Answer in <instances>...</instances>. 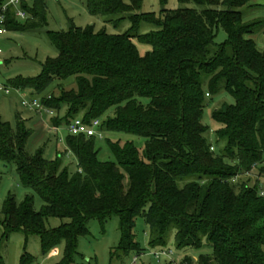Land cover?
<instances>
[{
	"label": "trees",
	"instance_id": "1",
	"mask_svg": "<svg viewBox=\"0 0 264 264\" xmlns=\"http://www.w3.org/2000/svg\"><path fill=\"white\" fill-rule=\"evenodd\" d=\"M260 1L179 0L203 8L163 9L157 16L139 13L143 0H86L92 15L114 26L119 15L130 14L131 28L113 34L71 23L49 32L58 55L47 59L40 75L18 77L12 85L41 94L57 81L59 95L50 91L42 101L55 113V128L79 116L86 123L100 119L102 131L141 136L146 144L140 150L133 141L108 140L115 161H101L97 136L69 134L65 142L78 163L72 170L62 154L55 160L43 149L30 155L26 119L11 126L0 116V159L15 163L22 183L44 201L37 210L33 195L18 203L10 194L0 211L2 240L16 232L26 239L37 235L43 255L63 245L56 264H73L89 221L104 225L118 215L116 250L141 255L134 233L141 217L153 248L167 245L174 230L178 248L212 249L197 264H264V49L252 37L264 28V17L247 21L242 10ZM22 8L28 17L18 18L12 8L8 30L46 24V0L25 1ZM144 22L156 29L140 33ZM220 27L228 35L223 43L215 41ZM134 39L151 50L142 55ZM71 77L74 86L66 89ZM221 91L235 102L214 110L219 129L210 141L206 98ZM111 108L114 114L105 117ZM255 168L260 177L252 184ZM49 218L68 222L51 228ZM33 260L26 252L20 264Z\"/></svg>",
	"mask_w": 264,
	"mask_h": 264
},
{
	"label": "rangeland",
	"instance_id": "2",
	"mask_svg": "<svg viewBox=\"0 0 264 264\" xmlns=\"http://www.w3.org/2000/svg\"><path fill=\"white\" fill-rule=\"evenodd\" d=\"M124 1L129 2V0ZM33 2H30V5ZM46 4L47 22L44 26L21 32L8 30L6 34L0 35V85L8 86L11 90L9 94L0 92V116L3 121L8 122L11 126H15L17 120L21 117L26 118L28 127L32 131L26 143V152L30 155H34L36 151L43 149L46 159L55 160L58 155L62 154L64 165L76 170L77 159L68 150L65 142L66 137L71 134L68 127L62 126L55 130L51 124L55 113L41 110V114L22 105L23 98L28 100L34 98L42 103L50 91L59 95L58 82L55 81L44 93L34 94L29 88L14 87L11 81L18 77L29 78L40 75L43 64L47 59L58 55V50L50 40L49 32L68 30L71 23H74L79 27L94 25L96 30L106 28L109 33L121 34L131 28L130 14L119 15L123 19L118 26H114L113 23L106 22L105 17L92 15L87 10L86 0H46ZM180 7L199 10L203 8V6L194 2L182 5L179 0H143L139 13H155L159 16L163 9L172 10ZM242 10L247 21L264 17V0L258 2L257 5L244 7ZM154 29L156 27L153 24L144 22L141 25L140 33H148ZM252 37L258 48L263 50L264 28ZM227 39V33L220 27L216 33L215 41L223 43ZM134 41L142 55L151 50V46L141 43L137 39H134ZM74 82V77L69 78L65 83V88L71 89ZM234 102V98L226 91L212 94L206 98L203 122L210 127L208 133L210 141H215V132L219 129V125L212 118L214 110L223 103L233 104ZM66 110L67 107H63L61 115ZM113 114L114 108H111L105 117ZM102 132L103 137H97L96 140V146L99 150L98 159L101 161H115L108 140L121 141L122 143L133 141L140 150L144 149L146 144V138L141 136L120 132ZM250 176L253 177L252 184L260 177L256 168L252 170ZM10 194L15 197L18 203L24 201L28 195H33L34 206L37 210H40L44 204L41 196L22 183L16 164L0 159V211L3 208L5 199ZM64 222H68V219L49 218L48 227H58ZM88 230L89 234L79 240L78 254L73 264H190V262L197 264L201 255L212 254V249L207 244L199 248H178L174 230L169 234L167 245L164 247H151L149 244V228L141 217L136 220L134 228L136 239L143 249L141 255L135 252L125 254L116 250L121 240L120 218L118 215L111 216L104 225L98 219H91L88 223ZM3 231L4 228L0 225L1 264H20L21 258L26 252L34 257L31 264H56L62 259L63 245L54 249L55 254H52V251L47 255H43L39 236L30 235L26 239L23 232H16L7 240H2ZM161 251H164L166 255L157 258L156 252Z\"/></svg>",
	"mask_w": 264,
	"mask_h": 264
},
{
	"label": "built area",
	"instance_id": "3",
	"mask_svg": "<svg viewBox=\"0 0 264 264\" xmlns=\"http://www.w3.org/2000/svg\"><path fill=\"white\" fill-rule=\"evenodd\" d=\"M25 1H31V0H3V5L0 12V35H4L8 32V28L6 26L7 23V16L8 12L14 8L16 11V16L22 20L26 19L28 17V13L22 8V5ZM1 53V50H0ZM10 88L5 85H0V92H4L6 94L10 93ZM25 97V96H24ZM22 105L30 110L37 111L41 113V110H44L48 113H52L51 110L44 107V105L40 102H38L37 99H26L23 98ZM42 114V113H41ZM101 127V120L100 119H94L90 123H86L83 120L82 116H79L75 118L71 124L68 126V130L73 135H80L84 134L87 136H97V137H103V132L100 129ZM55 130H58V128L53 127ZM212 149H214L212 147ZM56 253V251H55ZM161 255H166L164 251L156 252V257L160 258Z\"/></svg>",
	"mask_w": 264,
	"mask_h": 264
},
{
	"label": "crops",
	"instance_id": "4",
	"mask_svg": "<svg viewBox=\"0 0 264 264\" xmlns=\"http://www.w3.org/2000/svg\"><path fill=\"white\" fill-rule=\"evenodd\" d=\"M22 119H26V118H23V117H21ZM52 254H55V250H53V253Z\"/></svg>",
	"mask_w": 264,
	"mask_h": 264
}]
</instances>
